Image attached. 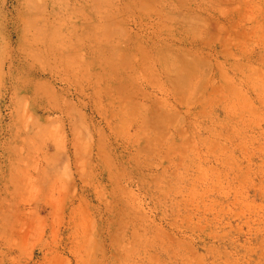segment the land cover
<instances>
[{
  "label": "rangeland",
  "instance_id": "1",
  "mask_svg": "<svg viewBox=\"0 0 264 264\" xmlns=\"http://www.w3.org/2000/svg\"><path fill=\"white\" fill-rule=\"evenodd\" d=\"M0 264H264V0H0Z\"/></svg>",
  "mask_w": 264,
  "mask_h": 264
}]
</instances>
